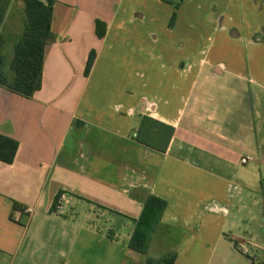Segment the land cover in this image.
<instances>
[{"label": "crops", "instance_id": "crops-1", "mask_svg": "<svg viewBox=\"0 0 264 264\" xmlns=\"http://www.w3.org/2000/svg\"><path fill=\"white\" fill-rule=\"evenodd\" d=\"M53 1L42 89L28 99L0 87V133L19 143L13 164L0 161V264H253L264 0ZM9 13L13 47L24 26L13 35ZM144 116L175 128L165 153L137 142ZM149 195L168 206L142 255L128 244Z\"/></svg>", "mask_w": 264, "mask_h": 264}, {"label": "trees", "instance_id": "trees-1", "mask_svg": "<svg viewBox=\"0 0 264 264\" xmlns=\"http://www.w3.org/2000/svg\"><path fill=\"white\" fill-rule=\"evenodd\" d=\"M24 4V29L21 38L13 46V57L8 60L4 55L6 35L4 24L8 18L11 0H0V87L20 95L33 98L42 89L45 61V49L51 37L54 14L53 0H21ZM184 0H182L183 2ZM180 4L176 5L179 9ZM177 14L174 13L170 27L174 26ZM108 26L101 20L96 21V34L103 39ZM96 61V53L91 52L85 75L88 77ZM175 128L158 122L148 116L141 119L137 133V142L152 150L165 153L174 136ZM19 150V143L0 133V161L13 164ZM64 195L60 192L53 204L52 212H57L60 200ZM143 211L135 221V229L128 247L142 255H148L153 236L160 226L168 203L157 196L149 195L143 201ZM19 209L18 206L14 211ZM239 245L236 243V247ZM177 255H167L160 260L147 259V264H175ZM254 264V263H253Z\"/></svg>", "mask_w": 264, "mask_h": 264}, {"label": "rangeland", "instance_id": "rangeland-1", "mask_svg": "<svg viewBox=\"0 0 264 264\" xmlns=\"http://www.w3.org/2000/svg\"><path fill=\"white\" fill-rule=\"evenodd\" d=\"M11 11L9 13V24H10V29L9 31L15 35L18 36L23 29L24 26V22H25V15H24V4L21 0H11ZM5 34V33H4ZM7 40V39H6ZM4 55L7 56L8 60H11L13 57V47L11 44H7L4 47ZM252 165V164H251ZM257 198L258 200L261 201L260 203V207L257 211L260 212V217H262V214L264 212V190L262 191V189L259 191V193L257 194ZM254 203L252 202V205ZM95 211L98 217V220L101 221L99 224L100 225H104V224H108L111 223L112 221V215L105 213L102 210H98L97 208L93 209ZM252 213H256V208L254 206L250 207L249 209ZM251 218V217H248ZM258 222H254V221H250L249 223V229L247 230L250 235H255L258 232ZM174 237H176L173 234ZM261 239H263V235L260 237ZM250 254H251V258L254 261V264H264V250H250Z\"/></svg>", "mask_w": 264, "mask_h": 264}, {"label": "built area", "instance_id": "built-area-1", "mask_svg": "<svg viewBox=\"0 0 264 264\" xmlns=\"http://www.w3.org/2000/svg\"><path fill=\"white\" fill-rule=\"evenodd\" d=\"M248 163V160L247 159H243L242 160V164H247ZM25 213L32 216L34 214V209L33 208H27L25 210Z\"/></svg>", "mask_w": 264, "mask_h": 264}]
</instances>
